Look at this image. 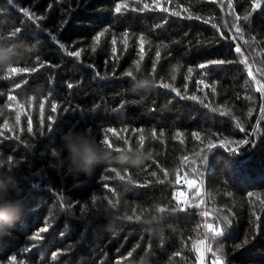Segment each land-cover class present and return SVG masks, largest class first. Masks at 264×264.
Returning a JSON list of instances; mask_svg holds the SVG:
<instances>
[{"label": "trees", "instance_id": "1", "mask_svg": "<svg viewBox=\"0 0 264 264\" xmlns=\"http://www.w3.org/2000/svg\"><path fill=\"white\" fill-rule=\"evenodd\" d=\"M145 3L150 8L140 11ZM252 3L0 0V46L14 48L0 67V157H11L16 173L8 198L31 206L0 236V264H201V253L206 264H264V93L257 91L264 86V0L256 9ZM12 67L29 71L11 74ZM142 78L154 87L134 91ZM163 83L179 95L157 86ZM70 128L99 142L107 134L114 154L140 149L143 161L70 175L52 154ZM181 192L186 210L156 211L177 207ZM223 215L231 223L213 239L205 225L224 227Z\"/></svg>", "mask_w": 264, "mask_h": 264}, {"label": "clouds", "instance_id": "2", "mask_svg": "<svg viewBox=\"0 0 264 264\" xmlns=\"http://www.w3.org/2000/svg\"><path fill=\"white\" fill-rule=\"evenodd\" d=\"M13 52L12 46H0V67L8 66ZM153 87L154 85L146 78L133 81L134 91H148ZM60 140V145L52 154L56 157L57 166L74 176L88 173L98 165L111 164L114 161L120 164L138 165L144 158V153L140 149L124 148L116 155L113 147L97 141L96 137L86 129L70 128L62 133ZM8 165V158L0 157V236L9 234L16 223L31 210V206L23 198H8L9 192L17 182L13 167ZM105 212L109 213V209L105 208Z\"/></svg>", "mask_w": 264, "mask_h": 264}, {"label": "snow or ice", "instance_id": "3", "mask_svg": "<svg viewBox=\"0 0 264 264\" xmlns=\"http://www.w3.org/2000/svg\"><path fill=\"white\" fill-rule=\"evenodd\" d=\"M12 2H13V0H9V3H12ZM155 7H156V8H159L161 11H164V12H168V11H169L168 8H162V7L159 5V3H156V4H155ZM229 7L231 8V3H229ZM257 7H259V4L257 3V0H253L252 8H253V9H256ZM123 8L126 10V9H127V5H124ZM149 8H150V5L147 4V3H145V4L143 5V7L140 8L139 10H140V11H144V10L149 9ZM20 11H21L25 16H29L30 19L33 18V17L30 16V14H29V12H28V9L23 8V9H20ZM115 11H116L117 13H121V11H122V6H121L120 4H117L116 7H115ZM171 14H172V15H176V16H179V15H180L179 12H172ZM249 15H251V13H249ZM236 19L239 20L240 17H236ZM244 19L247 20L248 17L245 16ZM241 32H242V28H241L240 26H235V33L237 34V36H239V34H240ZM102 34H103V33H101L100 35H102ZM126 35H127V33H125V36H126ZM52 39L55 40L56 38H55V37H52ZM95 39H96V41H99L100 36L98 35ZM140 39H141V43H143V37H141ZM232 39H236V37L234 36V37H232ZM113 43H115V40H113ZM60 47L63 48L64 46L61 44ZM93 50H95V48H93ZM235 52H236V53H241V47L239 46V44H237V46H236V48H235ZM68 54L71 55V56H74V57H79L80 52H78V51H77V52H70V53H68ZM156 56H157V57L160 56V52H159V51L156 52ZM246 62H247V61L245 60V63H246ZM210 63H211L212 65H223V64L226 63V61H224V60H213V61H211ZM206 66H207V65H205V64H200V65H199V67H200L201 69L205 68ZM36 70H37V69H32L31 71H36ZM28 71H29V69H27V68L17 69V68H15V67H12V68L9 69V72H10L11 74H16V73H18V72H28ZM188 72L191 73V72H192V68H189V69H188ZM97 75H99V73H97ZM126 75L129 76V77H133V73H132L131 71H129L128 73H126ZM247 75H248V77H250L252 80H256V76L253 74V71H252L251 67L248 68ZM133 78H134V77H133ZM173 79H175L174 76H173ZM146 82H147V81H146ZM200 83H203V81H200ZM157 86L163 87L164 89H171L173 92H176V94L179 95V92H178L175 88H173L172 85H170V84H168V83H163V84H161V85H157ZM16 87L19 88L20 85L17 84ZM257 91L264 93V86L258 87V88H257ZM9 99H13V97L9 96ZM191 99L196 100L197 97H191ZM201 103H203V101H201ZM40 107L43 108L44 105L41 104ZM205 107H208V105H205ZM56 110H57V105L53 104V105H52V111L55 112ZM213 111H215V109H213ZM19 119H20V118H19V114H17V123H19ZM5 127H7V123H5ZM48 127H49V130H52V129H53V125H51V124H50ZM9 130H10V129H9ZM28 131H29V132L32 131V128H31V125H30V124H29ZM107 131H108L109 133H113L114 135L116 134L114 129L109 128ZM3 135H4V133H3L2 131H0V136H3ZM152 135H153V136L156 135V133H155L154 130H153ZM197 138H199L198 134H197ZM144 139H145V137H144L143 135H140V136H139V142L141 143V145L143 144ZM100 142L106 144L108 147H112V144H111L110 140L108 139L107 134L104 135L103 139H102ZM220 146H221V147H224V146H225V142H224V141H221ZM214 147H215V145H213L212 143H209V144L207 145V148H208L209 152H211V151L213 150ZM228 151H230V152H234L235 150L229 148ZM8 160H9V165H8V166H9V167H13L12 158H11V157H8ZM185 160H187V157H185ZM208 161H209V157H208V155H204V157H203V159H202V162L205 163V164H207ZM193 171L195 172L196 170L193 169ZM120 179L123 180L124 177L121 176ZM186 183H187V185H188L189 188H192V187H194V185H195V181H193V180H186ZM38 186H39V185H34V187H38ZM249 195H251V193H249ZM184 196H185V194H184L183 192L179 193V197H177V207H173V208L158 207V208L156 209V211H157L158 213H165V212L175 213L178 209L181 210V211L186 210V208H185L184 206L189 205V201H188L186 198L183 199V200L180 199V197H184ZM108 203H109V205H111L112 207H115V205H112V202H111V201H108ZM197 207H198V205H197ZM204 215H205V216H208L209 213L205 212ZM123 218H124V219H127V220H129V221L133 220V216H130V215H129V216H125V217H123ZM135 219H136V220H140L141 218H140L139 216H136ZM159 219H161L160 216H152V218H151V220H159ZM218 219H220V220L222 221L224 227H222V228H221V227H214L212 223H207V224L205 225L206 229L211 233L213 239H215L216 237H221V236H223V235H224V232H225V230H226V228H227V226L231 223V221H230L228 215H223L222 217H219ZM151 220L148 221V222L151 223ZM47 231H48V227L41 228V229L39 230V232L36 234V236H35L34 238L37 239V240L41 239L42 237H41L40 233H44V232H47ZM199 243H200V244H203L204 241H199ZM196 251H197V252H201L200 248H196ZM208 251H209V252L212 251L211 247L208 248ZM54 255H55V254H54ZM13 259H15V257H13ZM200 259H203V253H201V255H200ZM217 260H219V258H217Z\"/></svg>", "mask_w": 264, "mask_h": 264}, {"label": "rangeland", "instance_id": "4", "mask_svg": "<svg viewBox=\"0 0 264 264\" xmlns=\"http://www.w3.org/2000/svg\"><path fill=\"white\" fill-rule=\"evenodd\" d=\"M208 252V251H207ZM201 260V264H206V261H205V256L203 254V259H200Z\"/></svg>", "mask_w": 264, "mask_h": 264}, {"label": "bare ground", "instance_id": "5", "mask_svg": "<svg viewBox=\"0 0 264 264\" xmlns=\"http://www.w3.org/2000/svg\"><path fill=\"white\" fill-rule=\"evenodd\" d=\"M169 4V3H168ZM229 6V5H228ZM154 66V65H153Z\"/></svg>", "mask_w": 264, "mask_h": 264}, {"label": "built area", "instance_id": "6", "mask_svg": "<svg viewBox=\"0 0 264 264\" xmlns=\"http://www.w3.org/2000/svg\"><path fill=\"white\" fill-rule=\"evenodd\" d=\"M178 196H179V193H178Z\"/></svg>", "mask_w": 264, "mask_h": 264}]
</instances>
